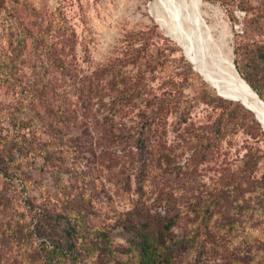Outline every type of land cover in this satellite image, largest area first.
Instances as JSON below:
<instances>
[{"label":"rangeland","instance_id":"rangeland-1","mask_svg":"<svg viewBox=\"0 0 264 264\" xmlns=\"http://www.w3.org/2000/svg\"><path fill=\"white\" fill-rule=\"evenodd\" d=\"M182 3L0 0V264H142L135 234L144 225L169 245L157 264H264V239L254 236L264 227L241 223L228 235L217 224L201 245L187 250H174V239L191 226L188 216L164 228L174 201L186 208L200 200L205 209L207 201L218 199L226 169L238 173L243 157L264 178V131L254 111L239 101L225 102L169 33L174 5ZM200 3L196 12L212 40V53L204 59L215 62L220 49L264 95V0ZM137 30H158L171 39L194 72L182 90L180 110L150 132L140 129L144 102L138 99L125 113L121 97L112 101L114 92L95 74L121 56V40ZM63 33H74L77 41L71 69L62 75L44 65L42 38ZM171 68L167 63L165 74ZM148 76L145 95L154 100L164 87L159 74ZM96 83L99 91L91 89ZM31 97L35 103L48 100V111L55 113L48 117L39 108L45 129L15 124L16 109L20 119L35 113L36 104L26 103ZM220 113L233 119L218 123ZM54 116L64 126L51 123ZM111 123L126 124L133 138L118 143ZM202 135L214 138L218 154L199 157L206 145ZM135 142L137 148L131 147ZM137 149L141 155H128ZM151 150L162 156L151 157ZM194 150L197 157H191ZM248 198L250 206L257 201L254 192ZM215 220L209 224L226 221Z\"/></svg>","mask_w":264,"mask_h":264},{"label":"trees","instance_id":"trees-1","mask_svg":"<svg viewBox=\"0 0 264 264\" xmlns=\"http://www.w3.org/2000/svg\"><path fill=\"white\" fill-rule=\"evenodd\" d=\"M29 36L32 37L33 35L29 34ZM45 36L42 38L47 48L46 63L44 65L55 67L63 75L67 70L71 69L72 59L75 56L76 35L74 33H63L58 37L51 36L49 37L50 39H47ZM27 37V33L21 34L20 42L23 46L26 45ZM121 42L123 45L121 56L114 60H108L101 68L98 67L99 69L95 74L97 77L105 80V85L108 86L110 91L114 92H112L114 95L112 96V101H114L113 97H121V110H124L125 113L128 110H133L138 99L144 102V110H142L140 116V129L147 132L154 131L156 126L162 123L171 111L176 112L180 110L182 90L184 86L189 84V77L194 76V72L191 70L190 64L185 60L178 46L158 30H137L130 32ZM174 51H177L179 54L176 60H174ZM260 56L264 59V51ZM174 61L176 63L175 67ZM167 63H170V67L172 68L169 73L165 74L167 72ZM130 67L131 70L129 69ZM136 68L137 73L133 74L132 71ZM238 72L264 100V95L259 88L255 87L251 81L243 76L239 69ZM156 74H159L161 87H164V89L158 96H154V100H150L145 95L148 86L147 77H149L148 75L155 76ZM151 80L153 79L151 78ZM91 89L99 91L98 83L92 86ZM219 99L221 98L219 97ZM37 100L38 103H35V98L31 97L26 101L29 104H36L35 113L28 115L26 119H20L21 109H16L15 112H12V117L16 120L15 124H22L21 127L23 128L33 125L36 128L45 129V113L48 117H52L51 114L55 115V113L48 111L50 106L48 100ZM225 102L232 103L231 100H225ZM39 108H44L45 113H41ZM36 119L37 121L34 123ZM231 119H233V116L230 113H220L218 114L217 122L221 123L222 120L227 122ZM215 122L216 120H214ZM51 123L64 126L61 116L51 118ZM125 127L126 124L119 125V123H111L109 125L110 135L118 143H125L133 138L131 134L134 133ZM22 135L25 136V133ZM202 138L206 140V145L204 147L205 151L199 157L218 154L214 138H210L208 135H202ZM138 139L139 137L137 141ZM134 146L137 148L136 142L131 144V147ZM141 151L142 149L128 151V155L136 157L142 154ZM149 152L151 157L162 156L160 150H151ZM197 155L198 152L194 150L191 157H197ZM243 158L245 165L238 173L226 169V174L221 178L222 187L219 198L207 201L205 209H202L200 200H196L192 207L187 206L186 208H180L174 201V214L164 219V228L170 229L182 215L188 216L189 222L191 220V226L186 229L182 237L174 239V250L179 248L187 250L201 245L204 234H209L217 224L228 235L239 230L241 225H243L241 223H251L258 229L264 227V178H259L256 175L255 163H250L249 157ZM252 191L256 194L257 201L253 206H250L248 196L253 193ZM211 219L226 221L222 224L215 222L213 225H210ZM144 227L135 234L136 243L140 248L141 262L142 264H157L159 254L167 252L169 245L165 241L157 239L152 231L146 229V225ZM247 235H251V233L247 232ZM254 236L258 240L264 239V229L258 230ZM159 264H163V262L160 263L159 261Z\"/></svg>","mask_w":264,"mask_h":264},{"label":"bare ground","instance_id":"bare-ground-1","mask_svg":"<svg viewBox=\"0 0 264 264\" xmlns=\"http://www.w3.org/2000/svg\"><path fill=\"white\" fill-rule=\"evenodd\" d=\"M200 5V0H184L181 5H174L171 14L173 26H168L171 37L182 45L205 81L220 94L233 93L241 97L247 107L254 111L264 130V105L252 96L251 91L238 77L231 64L232 59L220 49L213 54L215 62L209 63L204 59L205 52L212 53V40L209 26L196 12Z\"/></svg>","mask_w":264,"mask_h":264},{"label":"water","instance_id":"water-1","mask_svg":"<svg viewBox=\"0 0 264 264\" xmlns=\"http://www.w3.org/2000/svg\"><path fill=\"white\" fill-rule=\"evenodd\" d=\"M234 70L236 71L238 77L245 83V85L248 87V89L251 91L252 93V96L260 101L263 105H264V100L259 96V94L250 87V85L243 79V77L240 75V73L238 72L234 62H231ZM217 94L219 96H221L222 98L224 99H228V100H231V101H239L243 106H245L246 108H248L249 110H251L249 107H247L246 103L241 99V97L237 96L236 94H233V93H227V94H220L219 92H217ZM252 111V110H251ZM256 116V114H255ZM256 118L258 119V117L256 116ZM259 121V119H258ZM260 122V121H259ZM261 123V122H260ZM264 131V130H263Z\"/></svg>","mask_w":264,"mask_h":264}]
</instances>
